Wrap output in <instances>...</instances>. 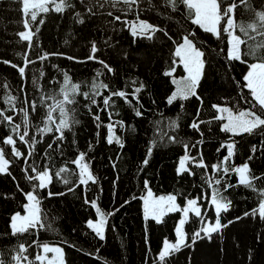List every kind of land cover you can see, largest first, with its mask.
Instances as JSON below:
<instances>
[{
	"label": "trees",
	"instance_id": "obj_1",
	"mask_svg": "<svg viewBox=\"0 0 264 264\" xmlns=\"http://www.w3.org/2000/svg\"><path fill=\"white\" fill-rule=\"evenodd\" d=\"M155 2L156 0H153V3ZM73 3L76 8L72 11L64 14L50 12L44 15L45 22L39 25L40 31L33 40L37 46L32 50H27L26 42L18 43L19 37L16 34H5L7 28L0 27V61L22 65L21 56L17 53L26 50L32 60H36L42 52L63 54L50 56L44 62L38 60V85L28 93L25 91V79H21L17 70L0 62V109L9 108L2 99L5 95L18 97L16 106L19 108L24 106L22 102L25 96L39 103L42 94H56L63 81V72H67L73 82L81 84L82 92L89 91L99 70L103 73L99 80L108 84L113 91L122 89L131 92L140 83L144 84L139 93V103L133 100V106L140 108L143 115L137 117L133 107H129L120 98H114L115 105L103 111L102 98L97 97L99 107L92 105L89 112L86 105H89L90 101L77 96L78 103L74 107L79 123L72 131L65 132V139L61 142L54 141V133H49L41 139L37 132V127L43 126V107L32 114L29 136H35L41 142L35 145V152L28 158V164H25L22 158L13 157L9 146L0 144V147L8 150L7 158L13 161L9 169L11 175H0V258L10 260L17 245L26 243L31 245L26 255L33 259L40 251L37 245L54 243L63 247L66 264H154V261L159 264L156 261L157 253L165 238L169 241L176 240L175 228L181 213H168L161 223L152 219L145 220L139 199L144 197L148 189L155 195L179 194L177 202L181 206L185 204L186 197H200L199 202L204 212L203 221L206 218L215 221L216 214L210 203L212 188L207 183V179L211 178L221 179V184L213 187L220 188L221 195L231 201L230 209L221 214V223L227 227L213 233L211 238L204 237L192 243L191 235L200 230L203 221L190 214L184 226L190 246L170 256L167 264H264V220L258 215H244L258 207L260 197L253 190L239 185L236 173L230 172L226 175L223 172L214 173L211 169L212 164L219 163L227 154L226 148H221L219 152L217 149L230 139L229 134L220 131L222 122L212 119L217 112L211 106L227 105L234 111L250 107V104L241 98V89L237 84L238 81L242 82V77L248 70L247 66L239 62L229 64L226 61V37L220 41L211 34L204 33L184 18L183 11L161 15L159 13L164 12L161 8L159 12H142L141 19L168 29L173 40H178L180 35L195 30V43L205 53V68L197 88V94L203 103L193 97L186 101L183 110L180 105H175L176 109L164 108L163 102L167 101V97L175 90L172 78L185 76L183 66L174 56L173 40L162 35V43H147L141 39L133 42L127 28L123 26L117 29L111 26L107 19L104 20V17L112 18L106 14L107 11H113L115 15L122 13L106 5L104 10H97V15L89 16L79 0H73ZM141 6L148 7L145 0H141ZM18 9L19 4L13 0H0V15ZM75 11L82 13L85 20L83 24L75 21ZM169 15L172 16L171 20L168 19ZM127 18L132 20L135 16L129 14ZM237 18L246 20L249 14L241 9L237 12ZM35 27L36 25H33V30ZM93 41L99 50L106 49L103 54L116 73L114 80L110 79L111 76L101 64H96L84 72V69L70 63H67L69 67L66 69L61 65L62 56L75 57L76 60L87 59ZM221 48H224L225 52L222 53ZM174 60L177 61L175 65ZM172 67L176 69L173 77L165 76L164 72ZM72 68L75 73L70 72ZM39 70L44 72L43 77H40ZM133 80L136 84L132 83ZM5 84L8 85L7 88L2 87ZM101 91L104 95L108 94L103 89ZM244 96L251 99L247 89H244ZM198 109L199 117L196 115ZM109 112L113 113L112 121H123V127L117 124L114 129L115 135L123 142L122 148L115 142L107 143L106 125L110 122ZM6 114L13 115L14 122L22 124V117L18 113ZM94 114L100 115L104 126L97 127ZM177 119L179 129L173 131L167 127L170 120ZM194 119L206 122L201 125L203 136L189 127ZM155 121H161L159 127L168 135H175L189 145L202 139L203 143L190 151L192 155L202 153L204 162L208 165L207 170L193 167L195 175H177L179 158L184 155V148L182 144L169 143L167 137L161 140ZM9 134L13 133H10L7 126L0 124V138ZM154 138L156 147L148 157L147 150ZM231 140L235 141L236 148L230 165L240 166L247 162L252 173L262 177L255 182L257 189L264 188V134H245L231 137ZM49 143L53 145L51 149L47 147ZM253 145L257 147L255 153L251 151ZM17 147L25 154L29 151L28 146L21 144L18 138ZM81 152L87 154L85 160L89 163L96 183L79 185V170L71 161ZM146 158L147 165L143 163ZM29 165H36L41 170L47 165L53 174L60 168L67 167L69 172L62 176L68 179L69 183L65 184L61 178L53 175L48 189L39 191L46 223L51 225V229H38L24 236L14 237L10 234V217L15 212L23 213L22 206L26 202L23 193L32 190V184L22 171ZM111 183L112 201L107 208L105 201L110 197ZM226 184L234 186L225 191ZM69 188L73 190L69 191ZM20 189H23V192ZM48 191L63 195L49 197ZM86 199L95 200L97 207L105 214L113 213L107 216L103 240L87 226L88 220H97L99 215L90 203H85ZM201 235L203 236V233Z\"/></svg>",
	"mask_w": 264,
	"mask_h": 264
},
{
	"label": "snow or ice",
	"instance_id": "obj_2",
	"mask_svg": "<svg viewBox=\"0 0 264 264\" xmlns=\"http://www.w3.org/2000/svg\"><path fill=\"white\" fill-rule=\"evenodd\" d=\"M13 2L19 4V12L21 14L20 23L23 26L22 31H19L16 35L19 37L18 43H25L27 50H32L35 45L33 43L34 37L39 33V25L44 24V15L55 12L57 14H64L67 11H72L76 8V4L73 0H13ZM148 7L143 8L141 6V0H79V3L84 5V11L89 16L97 15V10H104L108 5L112 9L122 13V15H115L113 11H107V15L112 17V22H120L130 32L133 37V42L136 39H154L157 33H163L165 37L173 40V37L169 35V30L160 27L158 24L150 23L146 19H141V14L144 11H156L159 12L161 8L164 13H180L183 11L184 18L190 22L191 25L202 30L204 33L211 34L217 40L223 41L226 37V53L225 59L229 64L232 62H239L247 66V72L242 77V82H237L238 87L241 89V98L245 103H249L250 107L243 110L234 111L232 107L221 104H213L211 107L216 110L217 115L212 119L221 121L220 131L229 134V142L222 143L221 148H226L227 154L223 156L219 163L212 164L211 169L214 173L223 172L228 174L234 172L238 175V184L248 189L253 190L260 197L258 207L254 208L251 212H246L245 216L258 215L260 219L264 220V188L257 189L256 181L262 179L254 175L249 167V164L245 162L240 166L230 165L231 159L235 155L236 143L231 140V137L253 135L256 133L264 134V0H145ZM123 5V7H120ZM243 10L244 13L249 14V18L246 20L238 19V10ZM43 14V15H42ZM129 14H133L135 19L129 20L127 17ZM123 17V18H122ZM39 18V19H38ZM74 18L77 23L83 24L85 22L81 12L75 11ZM168 19L171 20L172 16L169 15ZM33 25H36L33 30ZM196 31H188L186 34L180 35L178 40H173L175 45L174 56L178 58V63L183 66L186 73L185 76L180 78L173 77V73L176 71L175 67L165 71L164 75L172 78V83L176 86L175 90L167 97V104L173 105L175 102L180 101V109H184V101H188L193 97L198 100L202 99L197 94V88L200 80L203 76L205 68L204 51L195 43ZM259 37V39H257ZM23 53H17L21 56L23 61L22 65L13 64L11 61H0L15 68L23 79L26 76V69L29 65L34 64L36 60L40 62L46 61L50 56L63 55L62 53H48L42 52L36 57V60L29 58V51ZM99 51L95 41L91 43V52L87 57L88 60L96 61L102 65L108 73H114L107 63L100 60L96 53ZM220 51L225 52L224 48ZM69 60H75V57H67ZM177 63L173 61V65ZM55 67V66H54ZM40 71V77L44 76V72ZM63 81L60 83L59 91L56 94H42L40 96L39 103L35 100H29L27 96L23 100L22 107L17 108L18 97L5 95L2 97L4 103L9 105L7 109H0V124H4L10 130V133L3 138H0V144L10 147L11 155L17 159H23L25 164H28V158L33 156L35 152V145L40 143L35 136H29V125L31 123V116L37 113L38 110L43 107L44 115L42 118L43 126L37 127V132L40 134L41 139L49 134L54 133V141L61 142L65 139V132L72 131L73 127L79 123L75 117L76 108L74 107L78 101L77 96H82L90 101L88 107L91 112V106L97 105V97L102 98L103 111H107L115 105L114 98H120L129 107H133V111L137 117L143 115L142 111L138 107L133 106V100L139 103L141 93L144 88V84L140 83L138 87H135L131 92H127L122 89L111 90L110 86L103 81L99 80V77L103 75L101 71H97L93 81L90 85V90L82 92L81 84L73 82L72 78L67 72H63ZM39 77L32 79L33 85H38ZM136 84V81H132ZM7 88L8 85H2ZM108 92L104 95L101 90ZM244 89H247L248 95L251 97L249 100L244 96ZM23 92V88H21ZM132 97V99H129ZM49 101H51L49 103ZM98 106V105H97ZM99 107V106H98ZM142 107V106H141ZM8 112L18 113L22 117V124L14 122V116L6 114ZM112 112L108 113L109 123L107 128V143H116L122 148L123 142L120 137L115 135V127L119 124L123 127V121H112ZM197 117L200 115V110H197ZM93 118L97 121V127H102L100 115L94 114ZM206 123L204 120L194 119L189 127L203 136L201 131V125ZM211 123V121H208ZM157 131L160 132V139L163 140L167 137L169 143L182 144L184 148V155L179 158L177 175L189 174L195 175L193 167L203 168L207 170L208 165L204 162L202 153L198 155H192L191 149L197 148L199 144L203 143V140H198L195 143L189 145L183 142L175 135H168L159 127L161 121H155ZM23 125V127H22ZM167 127L173 131L179 129L180 124L177 120H170ZM17 138L21 144L27 145L29 151L27 154L22 152L17 147ZM49 149L53 147L51 143L47 146ZM156 147V139L154 138L148 147L147 156L150 157L153 148ZM251 151L255 153L257 151L256 145L252 146ZM47 151L45 156L47 157ZM86 153L81 152L78 156L71 161L72 164L78 168L79 185H88L89 182L96 183V178L90 170L89 163L86 162ZM8 150L4 147H0V175H11L10 165L12 160L7 158ZM252 157L250 156L249 159ZM143 163L147 165L148 159L146 158ZM25 178L32 184V190L24 192L26 202L23 204V214L21 212H15L10 217V234L14 237L24 236L30 234L38 229H51V225L46 223V216L43 213L41 207V198L39 197L40 190L48 189L52 183L53 175L57 178H61L65 184L69 183V180L64 178L62 174L68 173L67 167H62L54 174L47 165L41 170L36 165H29L23 168ZM13 179H15L13 177ZM209 187L212 188V195L210 203L214 207L215 221L214 223H207L200 230L194 232L191 235V242L195 243L198 239L204 237L211 238L213 233H218L221 228L227 227V225L221 223V214L227 212L231 207V201H228L226 197L221 195L220 188L213 187V185H220L221 179H207ZM234 185H224L226 191L228 187ZM19 187V185H17ZM147 187V182H145ZM69 188V191H72ZM23 192V189H20ZM63 195V193H52L48 191V196ZM179 194H168L161 196H154L151 189H148L147 195L142 197L143 210L145 220L152 219L157 223H161L163 217L168 213H181V219L175 228L176 240L175 242L169 241L167 238L162 242V247L157 253L156 261L159 264H167L168 258L175 253L181 251L182 248L189 247V237L184 230L185 224L190 218V214L197 218H201L203 221L204 212L202 211V205L200 204V197L185 198V204L181 206L177 202ZM85 203H90L92 207L96 209L99 215V220H88L87 226L92 229L97 237L101 240L105 238V225L108 215L105 214L96 205V201L85 200ZM239 219V217L237 218ZM232 223V221H229ZM203 233V236L201 235ZM35 243V241H33ZM26 243H19L14 250V254L10 260H4L0 258V264H65L64 251L59 246H51L49 244L37 245L41 251L37 253L33 259H30L26 253L29 251V247ZM51 254V256L49 255ZM2 255V253H0ZM154 264L156 262L154 261Z\"/></svg>",
	"mask_w": 264,
	"mask_h": 264
},
{
	"label": "rangeland",
	"instance_id": "obj_3",
	"mask_svg": "<svg viewBox=\"0 0 264 264\" xmlns=\"http://www.w3.org/2000/svg\"><path fill=\"white\" fill-rule=\"evenodd\" d=\"M3 16H4V18H3ZM3 16L0 15V27L3 26L4 28H7V31L4 32L5 34L14 35V34H17L19 31L24 30L22 24L20 23L21 14L19 12V9L18 10L8 11V12L4 13ZM106 19H107V21L109 22V24L111 26H113V27H115L117 29L123 27V24L120 23V22H112V18L104 17V20H106ZM106 25H108V23H106ZM110 28L113 29V30H116L115 28H112V27H110ZM162 35H163V33L162 34L161 33H157L154 39H151V40H149V39H141V41H144V42H147V43H162V39H163ZM104 50H106V49H104ZM104 50H99L96 53V55L98 56V58L100 60H103L105 63H107L112 68V66L107 61L106 55L103 54ZM62 58H63V62L64 63L62 62L61 65L65 69L69 67V64H67V63H70V64H72V66H76L77 68L84 69L82 72L89 70L91 67H93L96 64H99L96 61H91V60H88V59H85V60H76V59L75 60H69V59H67V56H62ZM37 66H38V60H36V62L34 64L29 65V67L26 69V76L24 77V79H25L24 86H25L26 93L30 92L33 89V87L35 86V85L32 84V79L34 77H36ZM73 70L74 69L72 68V70L70 72L75 73V72H73ZM108 75L111 76V78H110L111 80H114L113 78L116 76V73L114 71V73H108ZM185 75H186V73H185ZM175 88H176V86H175ZM163 103H164V105H162V106L164 108L170 107L172 109H176L177 108L175 105H180V101L175 102L173 105H168L167 101H164ZM183 103L185 104L186 101H184ZM0 108H1V103H0ZM112 188H113V183H111V189H110V193H109L110 197H108L106 199V201H105V206L107 208L110 207V204H111V201H112ZM146 195H147V192L144 195V197ZM154 196H161V195H155L154 194ZM139 200H140L141 208L143 210V204H144L143 199L141 198ZM21 214H23V213H21ZM143 215H144V210H143ZM99 218L100 217H98L97 220H99ZM180 219H181V217L179 218V220ZM97 220H93V221L95 222ZM207 223H214V221H211L210 218H206L203 221V223L201 225V228L204 227L205 224H207ZM171 242H175V241H171ZM42 244H49L51 246H59V247H61L63 249V247L61 245H59V244H54V243H42ZM40 251H41V249H40ZM63 251H64V249H63ZM49 255L51 256V254H49ZM64 259H65V253H64ZM37 264H39V262Z\"/></svg>",
	"mask_w": 264,
	"mask_h": 264
}]
</instances>
